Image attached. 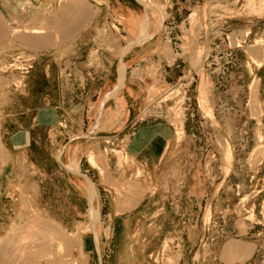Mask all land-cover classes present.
<instances>
[{
  "label": "rangeland",
  "instance_id": "rangeland-1",
  "mask_svg": "<svg viewBox=\"0 0 264 264\" xmlns=\"http://www.w3.org/2000/svg\"><path fill=\"white\" fill-rule=\"evenodd\" d=\"M106 1L104 6L84 1L89 17L81 15L79 5L66 10L69 0H52L48 12L35 5L30 29L47 28L51 37L46 42L30 45L14 36L0 39V155L5 158L0 161V188L7 192L0 193V235L11 221L16 229L32 219L48 221L66 241H59L56 233L50 239L51 233L44 235L43 229L36 245L42 260L63 264H100L96 237L101 264H237V260L264 264V0H151L159 9L137 0ZM0 4L9 11L8 0ZM21 8L27 9L23 3ZM145 8L146 29L150 22L162 51L159 59L145 60L132 75L147 87V106L139 120L167 123L175 130L176 145L161 170L159 189L165 193L97 191L92 193L91 217L85 213L84 193H40L42 173L73 135L60 131L90 120L74 123L64 118L65 75L74 61L98 63V73L105 74L99 69L103 61L111 60L109 55L119 61L123 50H130L135 41L131 33H137L130 29L136 28L131 18L135 25L139 18L145 21ZM144 21L139 29L147 36ZM117 61L110 87L99 100L109 93L117 99L124 88L125 81L115 90L121 78ZM85 83L84 77L77 80L79 93L69 92L65 108L81 113L94 107L92 124L97 130L105 107L80 100L83 93L87 96L99 88L85 90ZM106 109L118 113L116 102ZM41 116L53 129L39 128ZM25 129L33 130L31 146L27 155L14 154L10 137ZM14 141L18 146L27 144L28 133ZM118 151L111 146L102 154H91L97 165L87 156L91 164L84 162L81 168L108 169L111 156L127 161ZM114 202L128 209L145 208L125 221L112 215ZM158 208L162 212L154 214ZM75 223L77 240L72 231ZM86 223L89 230L84 229ZM250 240L259 243L251 261L227 256L229 244L244 246Z\"/></svg>",
  "mask_w": 264,
  "mask_h": 264
},
{
  "label": "crops",
  "instance_id": "crops-1",
  "mask_svg": "<svg viewBox=\"0 0 264 264\" xmlns=\"http://www.w3.org/2000/svg\"><path fill=\"white\" fill-rule=\"evenodd\" d=\"M114 9H116V6ZM131 20L130 24L136 28H132L131 26L130 29L132 31L135 29L137 32L135 34L131 33V35L133 40H137L141 36L139 29L140 23H142L144 19L141 20V18H139V20H137V25L134 24L132 18ZM120 25L124 26L122 24ZM150 31L151 27H149L148 31L149 36H151L150 38L135 45L123 57V62L128 70V78L127 81L125 80L124 88L121 93H118L117 99L110 97L106 100V97L110 95L109 93L102 100H99L103 91H106L108 87H110L111 79L114 76L113 70L117 60H113L112 55H109L111 60L106 59L105 62L103 61V64H101L102 67L99 69L106 71L105 74L98 73V66L100 65L98 63H95L93 66H90L87 62L82 63L74 61L71 63L70 69L68 70L70 72L65 75L64 85L66 86L63 90L65 96L63 103L64 118L67 117L69 121L72 120L74 123L76 120L84 123L86 122L85 119L89 118V125H73L67 126V128L64 126V130L60 131L61 134L73 135L67 139L70 144L67 143L64 146H60L59 151L52 160L53 164L47 166L48 168L42 173L43 179L41 180L40 193H84L87 199L85 213H88L90 208V181L93 184V193H97V191H99V193H165L161 188L159 189V183H161L163 179L161 170L165 164L169 151L176 145V143H174L175 130L173 126L167 123L152 121L143 122L139 120L140 114L147 106V87L142 79L132 75L134 71H138L139 67H142V64L147 63L149 59H159L158 56L161 54L162 50L156 43L158 40L156 37L157 34L155 31ZM81 50L82 48H78V51ZM117 62L120 64V59ZM67 65L66 63V68H68ZM82 77L86 80L84 86L85 90L95 85L99 86V88L95 91H90L87 96H84L86 92L83 93L79 96L81 98L80 100L85 99L87 102L90 101L93 102V104L95 103V105L100 102L101 107H105V111L102 112L103 114L101 112L99 113L100 120L98 124L100 126L96 128L97 130H94V124H92L95 114L94 107L90 108L88 111L84 110L81 113H78L76 109L72 107L68 110L65 108L68 104L66 100L70 94L69 92L78 95L79 92L76 84L77 80L82 79ZM102 79L103 81L100 82ZM153 83L154 81H151L147 84L151 86ZM67 88L72 89L67 91ZM104 102L105 104L103 107ZM110 102H116L117 114H114L112 109H106ZM135 112H137L136 115L134 114ZM44 118L45 117L42 118L43 123H38V126L41 130L46 129L50 131L53 127H50L49 124H44ZM59 129L62 130L61 128ZM21 133H28L29 142L25 145L18 146L14 138ZM32 133L33 130L25 129L10 137L11 149L14 154L24 153L27 155L29 150L28 147L31 146ZM78 137L80 138L74 140ZM111 146L117 147L120 150L118 152L123 154L124 160L125 158L128 160L123 161V158L120 156H111L108 160V169H104L103 167L102 169L91 167L89 171L82 170L81 167H83V163L89 162L87 159L89 154H102L104 149ZM73 162H78L80 168H71L70 163ZM156 175L158 176L156 177ZM134 183H137V185H134ZM0 193L7 192H4L0 188ZM86 193H88L87 196ZM73 197L77 199L76 196ZM112 205V215L115 218L120 217L125 221L129 217L132 218L131 216L141 214V210L145 208L139 205L128 209V207H123L118 202H114ZM125 206L128 205L126 204ZM43 207L46 206L43 205ZM162 210V208H158L154 211V214H156V212H162ZM45 211L48 213L51 212L50 209H45ZM76 229L77 223L74 224L72 231L77 232ZM244 246L245 251L236 256L237 258L235 259L244 258V263H248L255 256L259 243L250 240L245 242ZM98 258L101 264L102 261L100 260L99 254ZM236 263L243 264L238 260Z\"/></svg>",
  "mask_w": 264,
  "mask_h": 264
},
{
  "label": "bare ground",
  "instance_id": "bare-ground-1",
  "mask_svg": "<svg viewBox=\"0 0 264 264\" xmlns=\"http://www.w3.org/2000/svg\"><path fill=\"white\" fill-rule=\"evenodd\" d=\"M84 1H86V0H69V4H68V2H66L67 7H65V8H66V10H71V11L73 10L74 11L73 6L79 5V11H80L81 15L82 16L84 15L85 17H89L91 15L89 12L90 10L88 11L87 8L84 7ZM94 1L99 2V4H100L99 6H104L105 4L108 5L106 0H94ZM143 2L144 3L148 2L152 5L151 7L155 6L159 9V7L156 4H153L151 0H144ZM22 3H23V6H25L27 9L23 10L21 8ZM8 5H9V11H6L5 7L0 4V39L4 38V37L14 36V38L16 37V39H18L22 43H27V44L29 43L30 45H32V44H36L39 40L41 42H46L51 37V36H49V34H50L49 32H48L49 34H47L45 32L47 28L44 31V28H38L36 26H34L33 29H30V26H32L31 25V18H32V13L35 12V8H34L35 5L38 6V8L40 9V12H45V11L48 12L50 10L49 7L52 5V0H48V1L47 0H23V1H21V0H8ZM63 17L65 18V15H63ZM42 20H44V19L38 20V23H37V21H36V23L39 24L42 22ZM145 21H144L145 23L143 24V27L142 26L141 27L146 33V31H147L146 25H148L147 18ZM16 24H19L22 26V29L19 28L21 30L20 32L18 31L19 29L16 27ZM45 35H48V36H45ZM124 74L126 76V67L122 63L121 75H120L121 78L119 79L118 87L115 89L117 91L124 84V81H125ZM91 154L89 155L91 163L94 165H97L96 161H95L96 157L92 156ZM4 159L0 155V161H2V163L4 162L3 161ZM74 160H75V158H74ZM70 166L73 169L80 168L78 162L70 163ZM78 171H80V170H78ZM134 200L136 201V199H134ZM26 201H28V200H26ZM137 201H139V200H137ZM24 202H25V200H24ZM25 204L27 205V202H25ZM11 208H12L11 212L13 213V209L15 208L14 203H12ZM123 212H124V210H123ZM92 215H93V210L91 212V216ZM95 216L97 217V214H95ZM38 219H35V220L32 219V223L30 221V222H28V224L22 225L23 226L22 228L17 226L18 228L16 229L15 224L12 223L11 218H10V221H11L10 226L8 228H6L5 231L3 233H1V235H0V240L4 239L3 243L0 244L1 245L0 246V264H63L61 262H57V261L53 260L52 258H47L46 260L41 259V251L36 245V244H38L37 241L38 240L40 241L42 239V238H40L41 237L40 232H38V231H43V229H45L47 234H44V235H48V232H50L51 234L49 233L50 234L49 237L51 235L54 237V235H55L54 233H56V236H58L59 241L65 242L66 240L64 241V239H63L64 237L61 236L62 235L61 233L57 234V232H53V228H50V226L47 224V223H49L48 221H47V223H45V221L43 222V221L38 220ZM84 229L89 230L88 223L85 224ZM78 230H80V229H78ZM45 231H44V233H45ZM36 232L39 233V236L37 235ZM79 232H78V234H79ZM7 234H8V236L6 237ZM76 234H77V232L75 233L76 239H74L75 237L71 235L74 240H77ZM73 235H74V233H73ZM52 236L50 237V239L53 238ZM56 236H55V238H56ZM78 237H80V235H78ZM29 241L33 244H30ZM72 243H67V246L73 245L75 242L73 244ZM74 245L76 246V244H74ZM244 247L245 246H243V244H241V243L232 242L231 244H229L227 246V248L225 249V252L227 253V256L229 258L235 259V258H237L236 256H238L239 254H241L245 251Z\"/></svg>",
  "mask_w": 264,
  "mask_h": 264
},
{
  "label": "water",
  "instance_id": "water-1",
  "mask_svg": "<svg viewBox=\"0 0 264 264\" xmlns=\"http://www.w3.org/2000/svg\"><path fill=\"white\" fill-rule=\"evenodd\" d=\"M139 3H141L142 5H144V7H147V5L143 2V1H141V0H137ZM148 19V21H149V13H148V10H147V8H145V19ZM149 27H150V22H149ZM148 31H149V28H148ZM148 31H147V33H146V35L148 36ZM147 36H145V34H143V33H141V36L139 37V39H137V40H135L134 41V43H133V45H131L130 47L131 48H133L135 45H137V44H139V43H142V41H144V40H146V39H148V37ZM145 37H147L146 39H145ZM130 48V49H131ZM127 51H128V48L127 49H124L123 50V52L121 53V56H120V65H122V63L124 64V62H123V57L126 55V53H127ZM125 65V64H124ZM126 67V66H125ZM126 71H127V68H126ZM125 80H126V78H125ZM114 94H110L109 96H107L106 97V100H108L111 96H113ZM104 104H105V102L103 103V107H104ZM90 185H91V193H90V196H89V206H90V208H89V213L91 214V212H92V193H93V184H92V182L90 181ZM92 217V216H91ZM94 227V226H93ZM95 237H96V234H95ZM96 245H97V248H98V254H99V256H100V260L102 259V256H101V250H100V247H99V244H98V242H97V237H96Z\"/></svg>",
  "mask_w": 264,
  "mask_h": 264
}]
</instances>
